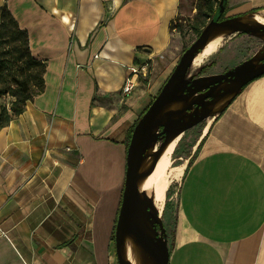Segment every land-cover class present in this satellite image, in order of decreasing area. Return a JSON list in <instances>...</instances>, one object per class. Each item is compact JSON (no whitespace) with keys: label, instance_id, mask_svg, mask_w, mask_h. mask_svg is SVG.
Returning a JSON list of instances; mask_svg holds the SVG:
<instances>
[{"label":"crops","instance_id":"1","mask_svg":"<svg viewBox=\"0 0 264 264\" xmlns=\"http://www.w3.org/2000/svg\"><path fill=\"white\" fill-rule=\"evenodd\" d=\"M4 8L45 72L0 128V264H118L131 133L171 71L142 96L123 87L132 67L172 51L181 0H0V23ZM261 11L264 0H227L225 16ZM196 153L169 264H264V74L214 116Z\"/></svg>","mask_w":264,"mask_h":264},{"label":"water","instance_id":"2","mask_svg":"<svg viewBox=\"0 0 264 264\" xmlns=\"http://www.w3.org/2000/svg\"><path fill=\"white\" fill-rule=\"evenodd\" d=\"M226 1L223 0L217 13L197 40L184 51L177 68L166 80L133 130L127 152V170L122 202L115 228V249L118 264H130L122 252L124 234L126 233L134 236L140 246L154 258L157 264H169L170 262L169 241L162 221H158L155 225L154 236L143 230L137 222L143 213L144 203L148 200L140 192L138 174L140 173V162L149 146L153 142L162 140L157 151V154H159L170 135L184 133L211 116V111H208L207 107L203 114L200 111L214 98L230 92L223 90L220 94H216L221 83H236L237 86L233 94L236 95L251 80L264 74V58L258 64L255 62L254 57H251L224 73L188 78V71L193 65L195 55L201 44L208 40L210 30L218 25L233 26L230 23L236 17L219 20ZM255 29L248 26L242 28L234 26L235 32L253 33ZM260 29L264 32V25ZM194 94L197 95L196 98L191 100L185 107L177 110L176 114H169L165 120L158 117V112L168 102L176 99L188 100ZM190 111L193 112L192 118L189 120L180 118L181 115ZM175 115L179 117L173 118Z\"/></svg>","mask_w":264,"mask_h":264},{"label":"rangeland","instance_id":"3","mask_svg":"<svg viewBox=\"0 0 264 264\" xmlns=\"http://www.w3.org/2000/svg\"><path fill=\"white\" fill-rule=\"evenodd\" d=\"M197 2L198 0H181V13L176 21V24H174L175 40L173 43V49L169 54H166L162 58H157V60L154 62L152 60L147 61V74L139 73L138 76V81L135 87L136 92L138 93L137 95L142 96L150 83L155 79L160 78L166 71H171L169 74L170 76L177 68L179 61L183 56L185 48L192 45L199 37L196 35V33H194L192 29L193 23L196 21L195 19L197 15ZM253 15L254 14H252L251 16ZM209 22L210 20L207 22V24ZM18 46L25 48L23 44H20L15 39L11 38L5 41V43L0 46V51L5 50L13 54L14 48ZM263 47V40H261L257 36L252 35V33L235 32L234 35L224 41L219 50L213 56L206 59L202 65L198 67H194L192 65L188 71V78L222 73L226 69L233 68L242 61L254 57ZM227 48H230V52L228 57L224 58L223 54ZM10 56L11 55H7V58H9ZM24 59L25 57H23L21 61L15 60L11 62V65L8 68H11V71L15 74H20V72H25V74L34 73L36 67H29ZM9 78L10 76H8V79ZM31 79L30 81L33 84V81ZM4 82H6V84L10 83L9 80L4 81V79L0 77V86H4ZM15 100V97L9 94L0 97V112L5 108L9 113H11L13 102ZM213 118L214 116H209L208 118L204 119L203 121L183 133V138L180 141L173 157L175 166L185 165V171L187 166L194 160L197 154L196 147L198 146V141L202 135L203 129L208 124L209 120L213 121ZM161 142L162 140L156 142L158 148ZM183 174L178 176L177 178H172L173 181L167 192L162 217V224L167 233L169 247L172 248L175 246L177 237L179 235V230L182 227V218L178 202V191Z\"/></svg>","mask_w":264,"mask_h":264},{"label":"bare ground","instance_id":"4","mask_svg":"<svg viewBox=\"0 0 264 264\" xmlns=\"http://www.w3.org/2000/svg\"><path fill=\"white\" fill-rule=\"evenodd\" d=\"M264 11L255 13L253 16H243L235 18L230 24L233 26L218 25L214 26L209 32V38L201 44L200 49L195 55L193 62L194 67L202 65L206 59L213 56L222 46L223 42L231 38L234 33V26L240 28L248 26L256 28L252 35L259 37L264 42V32L260 29L264 25ZM264 58V47L254 56L255 62L258 64ZM236 83L223 82L216 91H230L226 95L214 98L205 108L201 109V114L206 111H211V116L219 114L230 102L234 96ZM196 94L192 95L188 100L176 99L165 104L158 112V117L165 120L169 114H176L177 110L185 107L191 100L196 98ZM193 112H188L181 115L180 118L189 120L192 118ZM175 115L173 118H178ZM211 120L204 127L202 136L209 129ZM183 138V133L170 135L162 151L157 154L158 145L153 142L140 162V173L138 174L139 189L147 202L144 203L143 213L138 219V224L143 230L151 235H155V224L162 221L164 206L166 202L167 192L173 181L172 178H177L183 174L185 165L175 166L173 157L176 149ZM149 202V203H148ZM122 252L124 257L130 264H157L152 256H150L138 243L134 236L129 233L124 234Z\"/></svg>","mask_w":264,"mask_h":264},{"label":"trees","instance_id":"5","mask_svg":"<svg viewBox=\"0 0 264 264\" xmlns=\"http://www.w3.org/2000/svg\"><path fill=\"white\" fill-rule=\"evenodd\" d=\"M222 2L223 0H198L196 6V21L192 26V29L197 36H200L207 22L215 16ZM226 8L227 1L224 2V10L220 15L219 20L227 18L225 16ZM11 38L15 39L20 44H23L25 48H22L21 46L15 47L13 54L5 50L0 51V77H2L4 81H10L9 84L4 82V86H0V97L9 94L16 99L13 102L11 113H9L5 108L0 112V128L7 125L14 117L20 115L24 111L26 102L44 89L45 64L33 56L29 45V36L27 31L18 25L11 11L8 8H4L2 10L0 23V46ZM188 48L189 47L185 48V50ZM7 55L11 56L7 58ZM23 57H25L24 60L29 67H36L34 73L25 74V72H20V74H15L11 71V68H8L11 65V62L15 60L21 61ZM8 76H10L9 79ZM30 79L33 81V84ZM143 114H141L135 123L134 128Z\"/></svg>","mask_w":264,"mask_h":264},{"label":"built area","instance_id":"6","mask_svg":"<svg viewBox=\"0 0 264 264\" xmlns=\"http://www.w3.org/2000/svg\"><path fill=\"white\" fill-rule=\"evenodd\" d=\"M148 62L142 63L138 66L131 68V73L126 78L123 93L125 95H130L136 87V83L138 81L139 73L147 74Z\"/></svg>","mask_w":264,"mask_h":264},{"label":"flooded vegetation","instance_id":"7","mask_svg":"<svg viewBox=\"0 0 264 264\" xmlns=\"http://www.w3.org/2000/svg\"><path fill=\"white\" fill-rule=\"evenodd\" d=\"M229 69H231V68H229ZM229 69H226L224 72H226V71L229 70ZM224 72H222V73H224Z\"/></svg>","mask_w":264,"mask_h":264}]
</instances>
